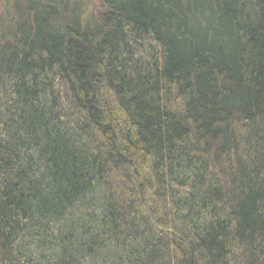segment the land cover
<instances>
[{
    "label": "trees",
    "instance_id": "1",
    "mask_svg": "<svg viewBox=\"0 0 264 264\" xmlns=\"http://www.w3.org/2000/svg\"><path fill=\"white\" fill-rule=\"evenodd\" d=\"M0 264H264V0H0Z\"/></svg>",
    "mask_w": 264,
    "mask_h": 264
},
{
    "label": "rangeland",
    "instance_id": "2",
    "mask_svg": "<svg viewBox=\"0 0 264 264\" xmlns=\"http://www.w3.org/2000/svg\"><path fill=\"white\" fill-rule=\"evenodd\" d=\"M62 15H64V14H62Z\"/></svg>",
    "mask_w": 264,
    "mask_h": 264
}]
</instances>
